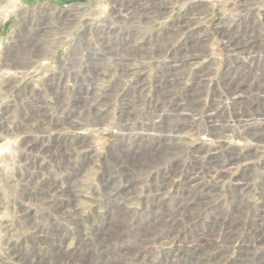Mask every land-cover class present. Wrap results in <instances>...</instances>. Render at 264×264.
Instances as JSON below:
<instances>
[{
  "label": "rangeland",
  "instance_id": "rangeland-1",
  "mask_svg": "<svg viewBox=\"0 0 264 264\" xmlns=\"http://www.w3.org/2000/svg\"><path fill=\"white\" fill-rule=\"evenodd\" d=\"M253 27L264 34V0H0V264H264V142L244 141L231 121L222 150L205 119L234 69L225 34ZM189 39L208 72L192 111L199 130L150 129L165 113L155 103L162 69ZM196 82L182 76L177 94ZM239 153L210 197L172 213L190 166ZM174 162L180 173L164 180ZM144 237L146 250L116 261Z\"/></svg>",
  "mask_w": 264,
  "mask_h": 264
},
{
  "label": "bare ground",
  "instance_id": "bare-ground-1",
  "mask_svg": "<svg viewBox=\"0 0 264 264\" xmlns=\"http://www.w3.org/2000/svg\"><path fill=\"white\" fill-rule=\"evenodd\" d=\"M138 4H139L138 5L139 8H147L148 6L157 5L156 3L153 2L149 3V5L147 6H144V4L142 3H138ZM42 9L44 8H41V10ZM72 9L79 10L82 9V7L76 6L73 7ZM133 10L132 9L129 10L128 13V9H127L126 11L127 15L130 17L135 16ZM145 15H147V17H150V12H147V14ZM245 24H247V22ZM228 33L229 32L225 34L227 40L226 43L230 51L228 52V54L232 61L231 66H234V69L233 67L226 69L221 79V83L214 90L213 97H211L212 99L210 100L209 104H206L207 102L205 103L206 104L205 108L207 109V113L205 114V119L208 122L206 127L209 128V131L215 134V136L218 135V137H220L223 140L220 142V146H221L220 149H222V147H225L227 143L226 141H225L226 143L224 142V137L226 135L225 133L230 129V125L228 122L232 121L233 123H236L238 125L241 131L240 138H243L244 141L250 139L252 143L254 142L255 145H257L256 147L258 148L260 145L259 143L264 142V64L261 63V60L264 58V34L255 31L254 27L253 29L245 28L243 33L241 32L242 34L240 33L239 30L238 32H236L238 36H236L235 34L232 35ZM199 43L200 41L198 39H191L190 41H188V44H186L184 47H180L179 49L172 51V53L169 55L170 58L168 59L170 60L171 63L168 66H166L164 69H162L163 78L160 84L158 83V85L156 86L157 101L156 102L154 101L156 103V108L159 109L160 111L164 110L163 112L165 113L159 117L157 116L159 114H157L156 120L151 123L149 122L147 126L148 128L154 130H161V131L165 129L169 130L171 128L169 125L173 123L175 124V126L173 127L179 131H184L189 129L190 131L194 132L199 130L200 125L198 126L196 124L197 122H194L195 115L193 114L192 111L194 110L195 112H198L199 105L204 106L201 103L198 94L200 92H203L201 89L202 87L200 82L202 83L201 80L203 79V76L207 75L208 73L206 70L199 69L197 67L201 63V61L205 58V51H203L199 47ZM132 49L125 48V50L123 49L122 50L127 52L129 55H131L133 53ZM7 57L9 56L7 55ZM188 73L194 74L197 80L196 82L197 84L193 86L191 90L188 91H185L184 88L180 89V91L183 90L184 92L182 93L181 96H179L178 94L180 92H178L177 94L176 91L180 87L181 77ZM183 84L185 85V83ZM3 87H7V86H3ZM143 88H145V86ZM207 101L209 100L207 99ZM226 113L231 114L230 121L229 119H227L228 115L225 116ZM194 124H196L197 126L196 125L194 126ZM168 148L162 146L159 147L158 150L160 152H164L162 150H166L167 154H170V150H168ZM193 158H194L193 160L196 162L197 160L196 156H194ZM240 158H241L240 153L236 155H229L228 161L226 159L219 157V155L217 154H211L210 157L206 159L207 160L206 162H201L200 160H197L198 162H196L195 164L193 163L194 165L190 166L184 174L185 180L180 188L181 189L180 195L178 194V198L176 199L177 200L176 202L178 204H175V206H169V209L171 211L174 210L172 213L178 215H185L188 213V211L193 210L192 207H195L197 205L196 203H194L195 201H199L203 198L206 199L210 197L209 195H211L212 190L214 189L212 184H215L213 180L218 179L223 174L224 168L228 166V163L231 164L236 163ZM174 163H176L174 164V166L172 165H171L172 167L169 166L171 169L169 170V172L168 171L166 172V175L164 176V180L168 179V175H172V174L174 175L180 173L182 166L180 165V163L177 162ZM189 163L192 164V162L190 161ZM164 164L169 165L171 163L169 162L168 164L167 162ZM145 165L146 164H144V166ZM126 166L127 165L121 166L120 168H125ZM134 166L135 165H133L132 163L129 165V167L135 169L136 167L134 168ZM207 178H210L211 180L207 181ZM130 179L134 180L132 177ZM169 180L167 182H169ZM167 182L164 181V183ZM237 186L242 187V185L240 184ZM177 191H179V189ZM203 193H205L206 196H202ZM159 208L162 209L161 205L159 206ZM232 222L234 221L224 222L225 224L223 227H225V230L222 229L224 234L217 243V245H220V246H216L217 249L218 248L221 249L224 246L225 241L228 240L227 232L233 229L232 226L229 227V224H233ZM174 230L175 228H172L170 232H167L165 234V237L172 238L171 232ZM261 239L264 240V231H261ZM150 242H151L150 238L144 237L140 239L139 242H136L135 246L134 244L125 245L123 247V251L117 253V257H115L116 261H123L125 263L130 262L131 260H133V258H135V256H132L130 254V252L136 249L137 247H139V252L142 249L146 250L147 245ZM199 248L201 249L199 245H196L193 248V252H197V251L199 252L200 250ZM104 264H109V263L105 262Z\"/></svg>",
  "mask_w": 264,
  "mask_h": 264
},
{
  "label": "crops",
  "instance_id": "crops-1",
  "mask_svg": "<svg viewBox=\"0 0 264 264\" xmlns=\"http://www.w3.org/2000/svg\"><path fill=\"white\" fill-rule=\"evenodd\" d=\"M19 71H20L19 69L16 70V71H15V70H12V73H13L14 77H17V75H20V74H19ZM15 79H16V78H15ZM16 80H17V79H16Z\"/></svg>",
  "mask_w": 264,
  "mask_h": 264
}]
</instances>
